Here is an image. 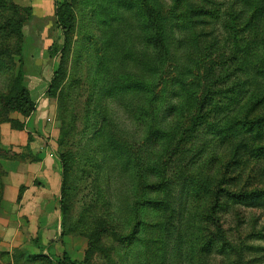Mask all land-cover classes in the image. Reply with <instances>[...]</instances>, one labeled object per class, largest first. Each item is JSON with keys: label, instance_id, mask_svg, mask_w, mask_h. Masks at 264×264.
<instances>
[{"label": "rangeland", "instance_id": "374dc122", "mask_svg": "<svg viewBox=\"0 0 264 264\" xmlns=\"http://www.w3.org/2000/svg\"><path fill=\"white\" fill-rule=\"evenodd\" d=\"M49 1L0 0V7H7L13 18L21 21V53L14 55L12 62L17 67L21 59L23 83L37 101L28 117L17 112L0 116L8 119L0 123V145L7 150L6 157L0 158L4 173L0 208L7 205L9 211L20 212L22 197L31 188L33 195L60 197L63 154L70 166L69 210L61 224L56 201V219L50 216L44 223L49 224L47 240H56L51 241L56 244L52 253L47 251L53 258L66 252L76 264H264V194L237 199L240 203L224 199L211 214L212 199L188 190L193 180L205 182V187L214 185L209 161L217 158L223 163L232 149L229 142H218L215 135L234 130L241 114L235 102L244 91L264 87L256 76L261 66L253 65L255 61L245 53L253 39L248 23L251 1L204 2L214 16L201 26L209 33L206 44L213 42L215 54L232 55V75L239 82L221 86L224 89L215 96V109L199 116L198 126L190 125L197 113L201 114L195 111L199 91L194 82L199 75L190 47L193 42L184 32V22L167 34L173 40L172 60L167 63L166 88L165 82L157 86L162 91L158 104L164 114L156 125L165 132L181 128L189 132L175 153L179 145L173 149L174 144H168L174 136L158 144L146 139L147 99L126 87L130 77L139 79L131 56L140 47L135 10H142L145 3L68 0L73 29L66 39L54 16L55 4L63 0ZM255 1L263 6V0H254L253 5ZM166 3L169 0H160V4ZM145 14L140 24L145 37L142 42L149 31ZM175 38L183 48L191 49L182 59L174 52ZM233 40L238 42L234 52ZM61 57V83L51 97L47 90ZM5 65H10L7 58L0 59V68ZM4 84L0 77V88ZM227 89L233 90V95ZM167 106L177 109L174 117ZM11 122L24 123V128L17 129ZM240 152L249 154V149ZM38 167L49 172L59 167L58 176L45 175L47 181H41ZM20 180L28 186L23 181L19 184ZM241 184L250 190L263 187L264 157L247 158L241 177L229 188L235 190ZM10 195L15 200L8 199ZM151 201L154 205L148 206ZM31 219L37 224L43 221L41 217ZM32 221L21 213L12 219L6 211L0 213V252L9 254L3 263L40 264L33 258L46 252L35 248L33 241L46 227ZM11 240L14 243L9 248ZM209 247L211 253L203 256V249Z\"/></svg>", "mask_w": 264, "mask_h": 264}, {"label": "trees", "instance_id": "16d2710c", "mask_svg": "<svg viewBox=\"0 0 264 264\" xmlns=\"http://www.w3.org/2000/svg\"><path fill=\"white\" fill-rule=\"evenodd\" d=\"M206 1L208 0H169V3L160 4V0H146V2L145 0H135L136 4L139 5L145 3V7L142 10H135V16L137 18V22H135V24H137L135 31L140 37V40H138L140 47H137L138 52L134 51L131 56L132 66L137 69L135 74L138 75L139 79H137L136 76L130 77L126 87L140 94V98L146 97L147 99V110L144 116L148 128L146 139H148L150 144H158L169 138V136H174L170 138L168 144H174L173 149H175L177 145H179V148L173 153L179 151L181 142L189 132H182V128L180 131L176 130L173 132L168 130L165 132V130L159 129L158 124L156 125V122L158 123L160 119L163 118L164 114L162 113L164 108L160 107L158 104L160 101V92L162 91L161 88L158 90L157 86L168 79L166 76L168 71L167 63H170L169 61L172 60L169 55L171 54L173 40L169 39L167 34L174 28L180 29L181 24L184 22V32L191 38V42H193V45L190 47L195 54L196 69L199 75L198 79L194 82L199 91L195 111H199L201 114L197 113L195 121L190 122V125L198 126L199 116L205 117L207 112L215 109V96L220 89H224L221 88V86L228 85L231 82H239V80L232 75V65L230 63L233 61V58H231L232 55L229 54L225 57L220 54H215V52L211 50L213 42L206 44L209 33L204 32L201 26L207 24V18L214 17L212 10L204 4ZM249 1H251L252 11L248 23L249 30L252 31L251 34L253 39L245 53L247 59L255 61L252 62L253 65L258 63L261 66L256 76L258 80L264 83V0L262 3L263 6H258L256 1L253 5L252 2L254 0H244V2H248V4ZM28 10L29 9H27V11ZM127 10L128 9H126L125 12H127ZM143 13H146L144 19L148 21L145 27H147V30L149 29L146 35V41L144 42H142V39L144 40L145 37L142 35V27H140ZM54 16L67 39L73 29V14L70 2L68 0H63L62 2L56 3ZM17 19V17L13 18V14H11L7 7H0V59L7 58L10 63V65H5L0 68V77L5 79L4 88H0L1 117L13 112H17L23 117H28L35 110L36 106V103L30 96L28 88L25 87L23 83L24 72L21 59L17 67H15V63H13V56H20L21 53V21ZM171 19H173V23H171ZM167 24H169L168 27L166 26ZM145 27L144 29L146 30ZM171 36L174 37L173 34H171ZM174 43V52H176V55L181 59L184 58L187 51H191L189 46L183 48L180 41H177L176 38ZM237 44V40H233V52L236 51ZM221 58L225 59L218 62ZM135 62L138 64H135ZM63 65V57H61L59 67L53 73L49 89L47 90L48 95L51 97L55 95L61 83ZM166 84L167 82L164 83L165 88ZM252 88H254L253 85ZM227 92L233 95V90L227 89ZM237 93L238 92H236V94ZM235 106L241 109V114L239 113L240 118L235 120L234 130H229L226 135H215V139H217L218 142H229L232 145L230 158L232 156H235V158L232 160H230V158L227 160L225 159L223 163L218 161L217 158H213L209 161V165H212L209 173L216 178L213 186L205 187L203 186V184H206L205 182L199 183L193 180L192 184L194 185L188 187L190 193L193 194L192 191H195V194H199L200 198L207 196L212 199L209 206L211 214L216 213L224 199L240 203L237 199L245 200L247 197L264 194V185L261 189L251 190L244 184H241V188L235 190L229 188V185L233 187V184L241 177L244 162L247 158L255 156L264 157V87H260L254 91L253 89L244 91V94L235 102ZM169 107L172 106H167L166 109ZM169 110L171 112V117H174L177 109L169 108ZM137 119L142 123L143 119L141 120V116ZM2 121H8V119L0 118V123ZM11 123L17 129L21 130L24 128V123ZM183 127L185 126L183 125ZM251 136L253 137L250 139L249 137ZM250 145H253L255 148H251ZM243 148H248L250 155L248 152H245L246 154L240 152ZM6 152L7 150L3 149L0 145V158L6 157ZM60 160L62 163V180L58 208L60 222L64 224L69 210L67 178L70 172V166L65 155L61 154ZM3 176L4 173L0 163V203L3 196ZM248 179H250V176ZM190 188H192V190ZM167 189L168 187L161 192L167 191ZM20 199L21 197L19 195L17 200L19 201ZM151 202H153V204ZM151 202L148 206L154 205V201ZM200 204L201 207H205L202 200H200ZM203 251H205L203 254V256H205L209 255L212 249L209 247L203 249ZM8 256V252H0V264H10L8 261L2 262V260ZM33 261H37L40 264H53V262H55V264H76L66 252H63L57 258L40 253L35 255Z\"/></svg>", "mask_w": 264, "mask_h": 264}, {"label": "crops", "instance_id": "0c3cea01", "mask_svg": "<svg viewBox=\"0 0 264 264\" xmlns=\"http://www.w3.org/2000/svg\"><path fill=\"white\" fill-rule=\"evenodd\" d=\"M48 2H50L49 0H47ZM32 98V96H31ZM34 102H37L35 101L34 99H32ZM39 171L36 172L38 178L42 181H47V179L45 178V175H56L58 176V171H59V167L54 170H52L51 172H49V169L46 168V169H42V168H39ZM41 169L43 171H41ZM57 178V177H56ZM21 181L23 180H20L19 184L22 183ZM23 183H25V185H27L26 182L23 181ZM28 186V185H27ZM31 187V186H30ZM29 192H26L23 197H22V200H21V206H22V209H20V212H18V209L15 210V211H9V208L8 206L6 205H3L1 208H0V213L2 215V213H4L6 211V213L8 214V216L10 215V218L12 219L13 216H15L16 214H19L21 213V215H26L30 218V222L32 221L31 218H35V217H41L43 218V221L42 222H39L38 224L40 225H43L45 226L46 228L42 229V231L40 232V234L37 236V238L33 241V245L35 246V248H42V250H45L46 254H47V251H50L52 253V248L56 245V244H52L53 242L51 241H56L55 238H51L50 241L47 240V238L49 237L48 234V228L49 227V224H44V223H48L49 221V217H53L54 219H56V216L57 214L56 213V209H55V206H54V203H56V201L58 202L59 200V197L54 200V197H52L51 194H45V193H37V194H34L32 193V188L28 190ZM32 198V199H31ZM8 199H12L11 195H10V198L8 197ZM12 200H15V199H12ZM36 202V204H34ZM24 204V205H23ZM44 206V208H43ZM44 210H46L44 212ZM58 212H59V209H58ZM55 215V216H54ZM59 217H60V214H59ZM32 223L34 225H38L37 224V220H33ZM55 223V222H54ZM53 235H55L53 233ZM58 235V234H56ZM39 241H42L44 242V245L39 246ZM51 242V243H50ZM13 240H11V242L9 243V248H12L13 246ZM5 246L7 245L4 244ZM7 247V246H6ZM8 249V248H6ZM68 252V251H67ZM49 255V254H47ZM55 264V263H53Z\"/></svg>", "mask_w": 264, "mask_h": 264}]
</instances>
